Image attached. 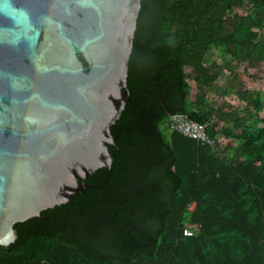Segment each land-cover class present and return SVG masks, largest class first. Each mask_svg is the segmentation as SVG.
<instances>
[{"label":"trees","instance_id":"1","mask_svg":"<svg viewBox=\"0 0 264 264\" xmlns=\"http://www.w3.org/2000/svg\"><path fill=\"white\" fill-rule=\"evenodd\" d=\"M254 62L264 65V0H141L111 167L17 223L0 264H264V93L237 71ZM224 72L223 106L211 91ZM173 114L208 123L215 146L170 131ZM187 222L200 232L185 236Z\"/></svg>","mask_w":264,"mask_h":264},{"label":"water","instance_id":"2","mask_svg":"<svg viewBox=\"0 0 264 264\" xmlns=\"http://www.w3.org/2000/svg\"><path fill=\"white\" fill-rule=\"evenodd\" d=\"M141 0H0V245L110 168Z\"/></svg>","mask_w":264,"mask_h":264},{"label":"rangeland","instance_id":"3","mask_svg":"<svg viewBox=\"0 0 264 264\" xmlns=\"http://www.w3.org/2000/svg\"><path fill=\"white\" fill-rule=\"evenodd\" d=\"M209 57L210 59H213L219 62L222 55L220 54L218 50H215ZM237 71L240 73V75H242L241 78L246 88L255 89L257 91L264 93V65L263 64L254 62L250 65H247V63H245V64L238 66ZM187 73L190 76L193 75L191 69H187ZM228 75H229L228 72H224L220 79V82L217 83L214 89L211 91L212 99H214L215 102L223 106L226 104V97L224 96V87L228 81V78H229ZM195 92H196V89L194 86H192V96H194ZM229 97L232 99V104L240 105V102L236 98H234L232 95H229Z\"/></svg>","mask_w":264,"mask_h":264},{"label":"built area","instance_id":"4","mask_svg":"<svg viewBox=\"0 0 264 264\" xmlns=\"http://www.w3.org/2000/svg\"><path fill=\"white\" fill-rule=\"evenodd\" d=\"M207 124H200L189 119L183 114H173L168 118L167 126L170 131H176L186 137L196 139L200 142L215 146V142L211 139L207 133ZM194 204L189 208L192 209ZM201 225L199 223L187 222L183 228V234L185 236H193L200 232Z\"/></svg>","mask_w":264,"mask_h":264},{"label":"crops","instance_id":"5","mask_svg":"<svg viewBox=\"0 0 264 264\" xmlns=\"http://www.w3.org/2000/svg\"><path fill=\"white\" fill-rule=\"evenodd\" d=\"M165 187L167 186V184L165 183L164 184ZM142 220H145V223L149 226H152V225H157V224H161V219L162 217H157L156 215H147L146 217L144 218H141Z\"/></svg>","mask_w":264,"mask_h":264},{"label":"flooded vegetation","instance_id":"6","mask_svg":"<svg viewBox=\"0 0 264 264\" xmlns=\"http://www.w3.org/2000/svg\"><path fill=\"white\" fill-rule=\"evenodd\" d=\"M87 178H88V177H87ZM87 178H85V179H80L79 181H80V182L84 181L86 184L96 186V185H94V184H91V183L87 182ZM93 186H92V187H93ZM87 189H88V188H87ZM85 190H86V189H84L83 191H85Z\"/></svg>","mask_w":264,"mask_h":264}]
</instances>
